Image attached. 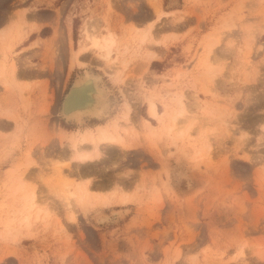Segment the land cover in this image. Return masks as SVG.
<instances>
[{"label": "rangeland", "instance_id": "374dc122", "mask_svg": "<svg viewBox=\"0 0 264 264\" xmlns=\"http://www.w3.org/2000/svg\"><path fill=\"white\" fill-rule=\"evenodd\" d=\"M0 264H264V0H0Z\"/></svg>", "mask_w": 264, "mask_h": 264}, {"label": "bare ground", "instance_id": "6f19581e", "mask_svg": "<svg viewBox=\"0 0 264 264\" xmlns=\"http://www.w3.org/2000/svg\"><path fill=\"white\" fill-rule=\"evenodd\" d=\"M97 37L93 34H89L88 32H85V38H86V41L90 43V47L96 48L97 50H105V54L107 53L106 55L108 57L109 51L115 44L114 37L112 36V34H108V33L107 35L103 36L101 39ZM87 48L88 47L80 45L76 50L73 51L72 60L77 65H82V63L79 61V57L81 54H83L86 51ZM152 57H156V56H152ZM84 72L85 73L81 75L80 78L76 79L73 86L70 88L67 95L65 96L63 111H62V114L67 120H74L78 122V124L82 122L83 116L100 118V116L102 115V112H104L105 110L104 108L106 107V106H101L99 104V100L103 97L102 95L103 92L99 89V87L94 86L95 84L94 82L97 81L98 77H96L90 72L89 73L86 71ZM181 109H182L181 111L180 109L177 111L178 112L177 116L178 115L180 116L183 113L182 112L183 108ZM147 111H148V114L153 118L159 119V117L161 116V114L157 111L155 102L151 98L147 100ZM128 114L129 113H126L124 116L126 120L128 119ZM174 117L175 116H172L173 119ZM79 130L75 131L74 134L70 138V147H71V150L73 151V157L79 163L85 162L87 158H92V157L97 156V154H99L98 144L100 143L102 144L103 142L108 143V144H121L122 139H123V138L121 139V137H119L118 135L108 132L106 130V127L100 124H97L93 129L86 128L82 131H79ZM83 142H88V143L90 142L92 145V150L94 151H92V153L91 152L90 153L80 152L81 149H79V146ZM85 186L86 185H82V184L77 185L76 190L79 192H86ZM64 188H65V185H62L60 187V190H59L61 191L60 193L65 191ZM31 198L32 197H30V199ZM63 198H64V195H63Z\"/></svg>", "mask_w": 264, "mask_h": 264}, {"label": "crops", "instance_id": "0c3cea01", "mask_svg": "<svg viewBox=\"0 0 264 264\" xmlns=\"http://www.w3.org/2000/svg\"><path fill=\"white\" fill-rule=\"evenodd\" d=\"M152 118H153V117H152ZM100 144H101V143H100ZM102 144H103V143H102ZM102 144H101V145H102ZM105 144H107V143H105ZM103 145H104V144H103ZM115 145H116V146H119L118 144H115ZM99 146H100V145H99ZM85 152H86V153H90V152H92V145H91V144L89 145V148H87V150H85Z\"/></svg>", "mask_w": 264, "mask_h": 264}]
</instances>
